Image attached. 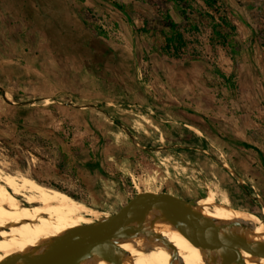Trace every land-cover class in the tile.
Returning a JSON list of instances; mask_svg holds the SVG:
<instances>
[{
	"label": "rangeland",
	"instance_id": "1",
	"mask_svg": "<svg viewBox=\"0 0 264 264\" xmlns=\"http://www.w3.org/2000/svg\"><path fill=\"white\" fill-rule=\"evenodd\" d=\"M2 1L31 53L0 70L1 175H22L109 216L148 192L212 197L264 219V0L170 5L182 39L169 49L160 0ZM6 99L14 108L31 100L29 126ZM89 105L129 131L104 159L108 172L94 193L78 172L98 151L96 123L80 113ZM42 117L45 125H31Z\"/></svg>",
	"mask_w": 264,
	"mask_h": 264
},
{
	"label": "bare ground",
	"instance_id": "2",
	"mask_svg": "<svg viewBox=\"0 0 264 264\" xmlns=\"http://www.w3.org/2000/svg\"><path fill=\"white\" fill-rule=\"evenodd\" d=\"M226 170L233 173L229 167ZM213 194L217 197L215 192ZM220 199L229 204L225 197ZM198 205L214 227L225 230L244 226L255 235L258 244L264 246V219L257 214L220 205L212 197L199 199ZM261 214L264 218V207ZM143 217L144 214L137 219ZM108 218L109 215L64 192L46 188L19 174H0V264L21 252L45 254L54 249L59 237L68 231ZM163 227L162 235L178 250L177 264H226L220 255L203 253L194 247L180 219L167 222ZM109 245L127 251L131 264H170L168 250L144 236H118L111 239ZM240 256L244 264H264V257L247 248H240ZM102 264L113 263L105 261Z\"/></svg>",
	"mask_w": 264,
	"mask_h": 264
},
{
	"label": "water",
	"instance_id": "3",
	"mask_svg": "<svg viewBox=\"0 0 264 264\" xmlns=\"http://www.w3.org/2000/svg\"><path fill=\"white\" fill-rule=\"evenodd\" d=\"M142 214L145 217L137 219ZM175 219L182 221L194 247L203 253L220 255L226 264H244L240 248L264 257V246L258 244L250 229L238 225L219 230L205 217L198 201L147 192L137 194L108 219H100L63 234L54 249L45 254L21 252L3 264H102L105 261L131 264L127 251L109 245L111 239L122 235L149 238L168 250L170 264H177L178 250L162 235L163 225Z\"/></svg>",
	"mask_w": 264,
	"mask_h": 264
},
{
	"label": "crops",
	"instance_id": "4",
	"mask_svg": "<svg viewBox=\"0 0 264 264\" xmlns=\"http://www.w3.org/2000/svg\"><path fill=\"white\" fill-rule=\"evenodd\" d=\"M11 8L13 9L12 5H10L9 7L10 11H12ZM10 27H12V25L10 24L8 18L5 16V13H3V11L0 9V70L2 71L7 70L8 68L9 71H12L11 64L17 59L25 61L26 63V58H28V54L31 53L29 52L30 50L27 45L28 43L26 41H23L24 37L18 34V32L13 31ZM27 64H29V61H27ZM26 67L28 66L26 65ZM44 98L47 99V97H43V99ZM8 100L9 99H6L5 102L8 106H10V108H12V110L15 111L16 108H20L17 109L20 112V118L23 120V123L26 122V126H29V107L33 106V103H30L31 100L20 101V104H18V107L16 108H14L15 106L12 105ZM14 103L16 104V102ZM83 107L84 108H81L83 111L80 113L85 116L86 123L88 125H93L94 123H96L95 128H97V131L95 132V134L97 136V140L94 143V148L99 152L96 151L95 153L88 154L87 158L79 161L81 165L78 172L83 180L82 183H86L90 191L94 193L98 191L97 187L100 180L103 179V177H105L106 173L108 172L106 168L107 163L104 161V159L112 160L114 158V156L117 154V151H119L122 145H124V142L126 141L125 136H128L129 131L122 127L121 124H115L114 118L108 115V113H106L104 110H99L95 108V106L91 105ZM44 122L45 118L42 117L41 119L38 118L37 121H35V124L31 123V125H35L37 128H39L45 125L43 124ZM141 126L142 128L138 127L139 131L137 132H143V134H146V126L149 127L150 125L146 124V126ZM183 127L184 124H182L181 130L183 132H187L185 131L186 129H183ZM186 127L189 128L190 126L185 125L184 128ZM133 143L134 142H132V144ZM136 144L139 146L141 145L140 142H136ZM236 145L242 146V143H236ZM179 146L182 148L181 153L184 154L187 152L185 150H189L190 148L188 146ZM173 147L175 148L176 145H174ZM109 148H111V153L109 152ZM162 148L163 147H159V149ZM183 148L186 149L183 150ZM176 177L179 178V176Z\"/></svg>",
	"mask_w": 264,
	"mask_h": 264
},
{
	"label": "trees",
	"instance_id": "5",
	"mask_svg": "<svg viewBox=\"0 0 264 264\" xmlns=\"http://www.w3.org/2000/svg\"><path fill=\"white\" fill-rule=\"evenodd\" d=\"M180 2H183V0H160V3H159V6H160V10L162 11V19L160 21H158V24L161 28L163 29H168L169 33H170V37H167L165 38V42L167 45V49H169V46L171 43V45L173 43H175V40H178L177 43H180L181 44V35L180 33L178 32V28H179V25L174 23L171 19V17L169 16V6L170 5H178ZM211 3H215L214 0H211ZM115 6H117L119 9H122V7L120 5H118L117 3H114ZM182 12V15L183 17L185 18V11H181ZM222 22H224V24H228L226 20L222 19ZM229 29L231 30V32H233V37L237 40L238 36L236 34V29L235 27L231 26V25H228ZM66 28V31H71L70 29L72 28L70 24H66L65 26ZM57 38L54 37L53 40H56L58 38H62L60 35H56ZM239 39V38H238ZM239 42V41H237ZM166 48V47H165ZM241 48V47H240ZM239 48V49H240ZM222 78H225L227 80V78L222 75ZM243 147H248V145L246 144H242Z\"/></svg>",
	"mask_w": 264,
	"mask_h": 264
}]
</instances>
